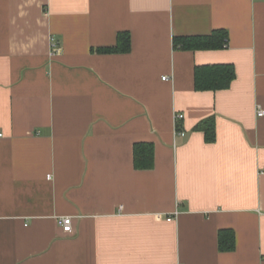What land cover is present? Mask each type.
<instances>
[{"label":"crops","instance_id":"obj_1","mask_svg":"<svg viewBox=\"0 0 264 264\" xmlns=\"http://www.w3.org/2000/svg\"><path fill=\"white\" fill-rule=\"evenodd\" d=\"M215 29L227 47L174 45ZM216 63L231 86L197 90ZM260 108L264 0H0V264H264Z\"/></svg>","mask_w":264,"mask_h":264},{"label":"trees","instance_id":"obj_2","mask_svg":"<svg viewBox=\"0 0 264 264\" xmlns=\"http://www.w3.org/2000/svg\"><path fill=\"white\" fill-rule=\"evenodd\" d=\"M174 45L185 50L218 49L228 46V32L215 29L206 35L175 36ZM131 48V36L128 32L119 33L118 43L112 47L102 48L104 52L128 51ZM236 78L235 66L231 63L203 64L195 68V88L197 90L227 89ZM196 130L205 133V140L215 142L217 138L214 116L201 120ZM155 148L150 142H137L134 145V164L137 169H151L155 164ZM219 248L221 251H232L236 248V235L233 229L219 231Z\"/></svg>","mask_w":264,"mask_h":264},{"label":"built area","instance_id":"obj_3","mask_svg":"<svg viewBox=\"0 0 264 264\" xmlns=\"http://www.w3.org/2000/svg\"><path fill=\"white\" fill-rule=\"evenodd\" d=\"M54 46H56V44H54ZM258 114H259V116L264 115V109L263 108H260ZM177 117L183 118L184 115L183 114H179V115H177ZM180 133L182 135L185 134L184 131H182ZM263 172H264V168H263ZM59 222H60V225H61V227H62V229H63L64 232L70 233V232L73 231V218L71 216H62L59 219Z\"/></svg>","mask_w":264,"mask_h":264}]
</instances>
